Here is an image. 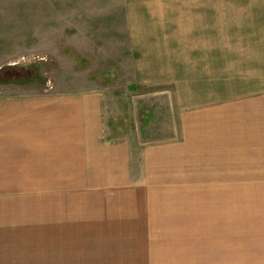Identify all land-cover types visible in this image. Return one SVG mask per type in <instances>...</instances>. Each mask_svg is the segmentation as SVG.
Returning <instances> with one entry per match:
<instances>
[{
  "label": "crops",
  "instance_id": "0c3cea01",
  "mask_svg": "<svg viewBox=\"0 0 264 264\" xmlns=\"http://www.w3.org/2000/svg\"><path fill=\"white\" fill-rule=\"evenodd\" d=\"M183 28L135 66L167 137L99 92H0V264H264V0H184Z\"/></svg>",
  "mask_w": 264,
  "mask_h": 264
},
{
  "label": "rangeland",
  "instance_id": "374dc122",
  "mask_svg": "<svg viewBox=\"0 0 264 264\" xmlns=\"http://www.w3.org/2000/svg\"><path fill=\"white\" fill-rule=\"evenodd\" d=\"M183 25L184 0H0V92H99L115 130L167 137L170 87L135 66L182 50Z\"/></svg>",
  "mask_w": 264,
  "mask_h": 264
}]
</instances>
